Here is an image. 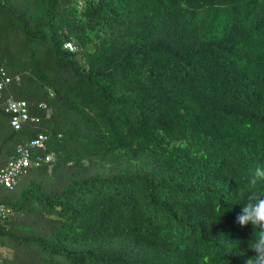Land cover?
<instances>
[{
  "label": "trees",
  "instance_id": "16d2710c",
  "mask_svg": "<svg viewBox=\"0 0 264 264\" xmlns=\"http://www.w3.org/2000/svg\"><path fill=\"white\" fill-rule=\"evenodd\" d=\"M0 66V170L47 135L0 185V264L256 255L235 218L264 192V0H0Z\"/></svg>",
  "mask_w": 264,
  "mask_h": 264
},
{
  "label": "built area",
  "instance_id": "2783aa9c",
  "mask_svg": "<svg viewBox=\"0 0 264 264\" xmlns=\"http://www.w3.org/2000/svg\"><path fill=\"white\" fill-rule=\"evenodd\" d=\"M67 46L73 49V45L68 43ZM11 77L7 74L6 70L0 66V97H3V90L6 89L11 82ZM5 110L12 115L11 123L15 128H21L25 121L29 118L27 110V102L25 100H17L13 97H9L4 100L3 103ZM47 135L41 133L38 137L32 139L29 142L21 143L17 147V154L13 157L7 167L0 170V185H5L9 188H13L18 180V177L25 173L29 167L34 163L39 165L43 160V157L34 160L32 158V151L35 147H45V140ZM46 161L53 159L52 154H48L45 158ZM12 213V209L5 205H0V219L7 218Z\"/></svg>",
  "mask_w": 264,
  "mask_h": 264
},
{
  "label": "clouds",
  "instance_id": "9594fccd",
  "mask_svg": "<svg viewBox=\"0 0 264 264\" xmlns=\"http://www.w3.org/2000/svg\"><path fill=\"white\" fill-rule=\"evenodd\" d=\"M258 182H264V167H256L250 171L251 189H254ZM235 223L240 227L251 224L255 229L254 239L249 247L256 255L248 258L245 264H264V192L248 191L246 202L236 215Z\"/></svg>",
  "mask_w": 264,
  "mask_h": 264
},
{
  "label": "rangeland",
  "instance_id": "374dc122",
  "mask_svg": "<svg viewBox=\"0 0 264 264\" xmlns=\"http://www.w3.org/2000/svg\"><path fill=\"white\" fill-rule=\"evenodd\" d=\"M0 251H5V249L0 247Z\"/></svg>",
  "mask_w": 264,
  "mask_h": 264
}]
</instances>
